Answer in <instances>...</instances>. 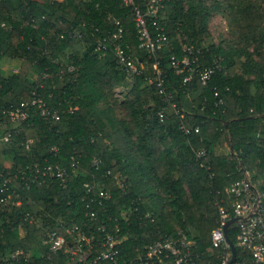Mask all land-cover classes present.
<instances>
[{"label":"trees","instance_id":"1","mask_svg":"<svg viewBox=\"0 0 264 264\" xmlns=\"http://www.w3.org/2000/svg\"><path fill=\"white\" fill-rule=\"evenodd\" d=\"M213 14L227 25L218 42L208 27ZM114 19L124 28L122 46L141 63L130 79L111 50H95L97 39L115 30ZM158 24L168 41L156 60L165 91L192 127L187 133L163 95L146 85L154 59L137 47L122 0H0V62L19 61L15 71H0V107L23 106L34 90L60 113L44 119L29 106L24 126L0 128V264L17 249L23 253L12 264H67L62 254L40 255V240L58 221L79 223L90 209L101 220L111 217L109 226L119 221L125 253L183 228L198 241L200 264H219L209 249L216 200H230L228 186L243 170L264 179V0H164ZM182 43L193 46L195 65L217 64L206 84L197 76L183 84L187 72L171 65ZM47 166L67 174L50 176ZM5 177L14 191L3 189ZM95 183L110 196L104 209L86 206L88 196H101ZM6 193L11 198L1 200ZM235 232L233 223L231 240Z\"/></svg>","mask_w":264,"mask_h":264},{"label":"built area","instance_id":"2","mask_svg":"<svg viewBox=\"0 0 264 264\" xmlns=\"http://www.w3.org/2000/svg\"><path fill=\"white\" fill-rule=\"evenodd\" d=\"M163 1L122 0L123 4L130 7L131 10L135 35L138 40L137 47L144 50L148 57L154 59L150 74L146 77V85H154L157 93L163 95L169 107L178 114L179 127L187 133L192 127L184 124V113L178 107L172 94L165 91L163 69L158 66L156 60L158 50L168 41L163 27L158 24V19L163 12ZM114 25L116 27L111 34L108 33L101 39H97L95 50L100 54L111 50L117 57L118 63L126 71L128 79L132 75H140L139 57L128 45H126V49L122 46L124 30L122 23L118 19H114ZM180 50L182 56L176 57L175 54H172L170 62L177 73L187 72L182 77V83L191 82L193 77L197 76L201 84H206L217 64L202 67L195 65L196 56H191L194 53L192 45L182 43ZM195 51L198 52L199 49H195ZM71 68L69 66V70ZM45 76L46 74H44ZM29 106H36L39 115L44 119L58 120L60 118L58 109H50L42 96L33 90L29 103L10 108L0 107V128L5 129L8 124L14 127L24 126L29 118L30 113L27 109ZM157 115L160 120H163L165 117L164 108L159 109ZM194 130L197 131V127ZM10 135L11 132L7 130L1 138L6 141ZM202 152L201 149L198 150L197 155ZM98 163V159H92L94 166L97 167ZM71 166L76 167L75 162H72ZM47 169L50 170V176L67 174L65 170L58 167H56V171L52 170L50 166H47ZM36 178L37 176L34 175L33 180ZM261 182L262 180H253L249 172L243 170V176L228 186L230 200L222 197L216 200L217 224L210 230L209 249L215 250L219 264H264V189L259 186ZM11 184L9 177H5L2 181L5 191L10 188L14 191ZM94 186L98 188L101 196H88L89 201L86 206L89 207L90 202H93L104 209L105 201L110 196L107 191L101 189L102 184L95 183ZM9 198H11L10 193H6V196L1 200ZM12 203L18 204L19 199ZM97 213L94 209L85 211L84 214L87 218L79 223L58 221L57 228L46 231L42 236L40 255L49 258V253L55 256L62 254L67 264H200L199 260L202 255L197 248L198 241L195 237L188 235L183 228H177L169 234L159 235L141 247L136 246L133 253H125L121 246L127 238V232L122 230L116 218L114 224L109 226L108 222L111 217L106 216L101 220ZM231 218H236L235 221L227 225L228 236L229 226L234 223L236 227L235 240H232L235 258L232 261L233 251L224 232V226ZM18 229L20 234L25 233L20 225ZM22 253L20 249L13 250L9 257L4 259L3 264L14 263Z\"/></svg>","mask_w":264,"mask_h":264},{"label":"rangeland","instance_id":"3","mask_svg":"<svg viewBox=\"0 0 264 264\" xmlns=\"http://www.w3.org/2000/svg\"><path fill=\"white\" fill-rule=\"evenodd\" d=\"M208 27H209V31L211 34L212 41L218 42L224 36V32L227 28V25H226L224 18L220 14H213L212 17L209 19ZM18 65H19L18 60L4 58L0 62V71H1V73H7L10 71H15L17 69ZM115 89H116L115 90V96L120 98L121 93H119V91H120V90H118L119 87L115 88ZM116 111L119 115H123L125 113L123 111V109L118 104L116 106ZM223 148L225 150L227 149L226 146H224ZM259 178L262 181L264 180L262 176L257 175L256 179H259Z\"/></svg>","mask_w":264,"mask_h":264},{"label":"water","instance_id":"4","mask_svg":"<svg viewBox=\"0 0 264 264\" xmlns=\"http://www.w3.org/2000/svg\"><path fill=\"white\" fill-rule=\"evenodd\" d=\"M236 218H231L227 221L226 225L224 226V232H225V235H226V238L229 242V244L231 245V248H232V251H233V255L231 257V261L235 258V248L233 246V242L232 240L229 238V236L227 235V225L230 224L231 222L235 221Z\"/></svg>","mask_w":264,"mask_h":264}]
</instances>
